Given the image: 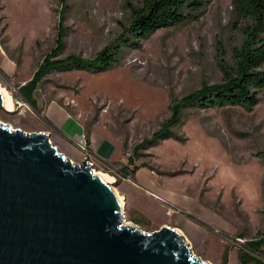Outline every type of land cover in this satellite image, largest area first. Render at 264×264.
<instances>
[{
  "label": "rangeland",
  "instance_id": "rangeland-1",
  "mask_svg": "<svg viewBox=\"0 0 264 264\" xmlns=\"http://www.w3.org/2000/svg\"><path fill=\"white\" fill-rule=\"evenodd\" d=\"M61 1L0 0L1 43L21 59L22 82L38 70L58 35L63 47L55 60L91 59L115 43L132 12L143 7L142 0ZM193 16L140 41L139 50L123 47L119 64L105 72L47 71L34 98L41 107L58 100L84 124L85 140L95 130L120 146L119 158L108 163L81 151L80 136L61 137L67 148L57 149L74 164L86 158L95 174L110 180L122 198L126 224L145 233L170 227L208 264H239L240 250L264 264L261 252L245 244L264 238V92L250 111L184 105L179 122L170 127L179 140L142 147L173 119L170 107L203 87L220 85V66L235 69V52L252 35L264 39V25L245 20L232 0H204ZM1 81L15 110L1 108L0 123L38 132L43 119L34 102L19 91L17 81ZM127 163L130 172H124ZM180 219L198 220L192 223L198 233L186 232ZM241 233L245 238H238Z\"/></svg>",
  "mask_w": 264,
  "mask_h": 264
},
{
  "label": "water",
  "instance_id": "water-1",
  "mask_svg": "<svg viewBox=\"0 0 264 264\" xmlns=\"http://www.w3.org/2000/svg\"><path fill=\"white\" fill-rule=\"evenodd\" d=\"M0 264L208 263L170 227L126 224L103 176L48 134L0 123Z\"/></svg>",
  "mask_w": 264,
  "mask_h": 264
},
{
  "label": "trees",
  "instance_id": "trees-1",
  "mask_svg": "<svg viewBox=\"0 0 264 264\" xmlns=\"http://www.w3.org/2000/svg\"><path fill=\"white\" fill-rule=\"evenodd\" d=\"M143 7L132 12V19L128 27L120 34L116 42L103 47L91 59H81L77 56H68L55 60L60 56L63 44L60 35L55 46L44 56L38 70L32 78L19 89L23 95L33 103L30 95L35 91L40 78L50 70L59 72L85 71L102 73L119 64L123 47L141 49L140 41H145L156 31L175 27L195 19L194 13L203 8L204 0H142ZM65 1L62 0L61 4ZM236 11L247 21L264 25V0H232ZM120 44V45H118ZM236 68L220 66L222 83L212 87H203L185 98L176 107H170L174 114L173 119L154 133L153 138L144 141L143 149L155 146L159 141L179 138L170 131L171 125L179 122L182 106L199 109L241 107L252 110L259 103V95L264 92V39L255 35L243 45L240 52L234 54ZM35 109V103H33ZM88 143V141H87ZM138 169V168H134ZM126 172V168L124 170ZM194 222H197L194 220ZM260 239L255 242H246L247 248L258 251L263 244ZM239 264H262L244 251L237 256Z\"/></svg>",
  "mask_w": 264,
  "mask_h": 264
},
{
  "label": "crops",
  "instance_id": "crops-1",
  "mask_svg": "<svg viewBox=\"0 0 264 264\" xmlns=\"http://www.w3.org/2000/svg\"><path fill=\"white\" fill-rule=\"evenodd\" d=\"M1 41L2 37H0V87L6 89V87H3L4 84L1 80H7L8 82L17 81L18 86L23 87L32 77L22 82V80H25V78L19 76L21 73V59L18 56L16 58L11 57L6 52ZM34 92L30 95V98L35 103L36 112H40V117L43 119V122L40 125L38 132H44L48 134L50 136V141L52 142L53 140L57 148H59L60 146L63 148H67V144L63 141L62 138H65L66 141H70L72 140V137H79L81 135L83 136L84 124L80 123L77 119L70 115L66 111V109L58 102V100H51L46 103L43 107H41L34 98ZM88 146L90 153L98 160H102L108 163L115 161L119 158L120 146L117 145L116 142H113L110 136H102L100 138L99 134L95 130H92L91 133H89ZM124 166L126 167V172H130V164L127 163L124 164ZM132 172H134V170ZM176 201H178V199ZM193 206L195 208L198 207V205ZM194 220L198 221L196 219H189V221L185 219H180L179 224L186 232L197 234L198 231L195 228L196 223L194 222ZM238 238L242 239L245 237H243V234L241 233L238 235ZM260 239L263 240V238ZM260 239H252L247 242H255ZM258 248L259 249L257 252H261L260 254L264 256V242ZM259 263L262 262L259 261Z\"/></svg>",
  "mask_w": 264,
  "mask_h": 264
},
{
  "label": "bare ground",
  "instance_id": "bare-ground-1",
  "mask_svg": "<svg viewBox=\"0 0 264 264\" xmlns=\"http://www.w3.org/2000/svg\"><path fill=\"white\" fill-rule=\"evenodd\" d=\"M0 95H1V97L3 99L2 109H5L6 111L13 112L15 110V104H14V101L12 99V95L8 91H6L4 88H2V87H0ZM103 178L107 181V184L110 185V183H108L110 180L107 177H104V176H103ZM112 191L116 195V193H115V191L113 189H112ZM116 197H117V200L120 203L121 208H123L122 207L123 206L122 198L118 197L117 195H116Z\"/></svg>",
  "mask_w": 264,
  "mask_h": 264
},
{
  "label": "built area",
  "instance_id": "built-area-1",
  "mask_svg": "<svg viewBox=\"0 0 264 264\" xmlns=\"http://www.w3.org/2000/svg\"><path fill=\"white\" fill-rule=\"evenodd\" d=\"M76 144H77V147L81 150V151H83V152H90V150H89V146H88V143H87V140H85V138H84V136H80L79 138H78V140H77V142H76ZM85 161H88L86 158L84 159ZM160 199V198H159ZM169 213H170V211H169ZM241 244L243 243V241L242 240H238ZM263 241H264V238H263ZM249 250H251V249H249ZM251 251H254V250H251ZM256 252V251H255Z\"/></svg>",
  "mask_w": 264,
  "mask_h": 264
}]
</instances>
